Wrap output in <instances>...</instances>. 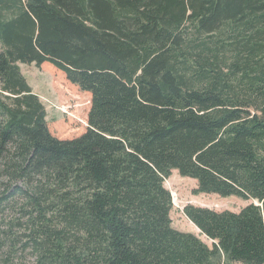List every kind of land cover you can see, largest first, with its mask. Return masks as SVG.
Here are the masks:
<instances>
[{
  "label": "trees",
  "instance_id": "1",
  "mask_svg": "<svg viewBox=\"0 0 264 264\" xmlns=\"http://www.w3.org/2000/svg\"><path fill=\"white\" fill-rule=\"evenodd\" d=\"M0 43V252L264 264V0H0ZM20 63L52 65L77 132L49 124ZM174 170L253 200L185 207L212 247L172 225Z\"/></svg>",
  "mask_w": 264,
  "mask_h": 264
},
{
  "label": "rangeland",
  "instance_id": "2",
  "mask_svg": "<svg viewBox=\"0 0 264 264\" xmlns=\"http://www.w3.org/2000/svg\"><path fill=\"white\" fill-rule=\"evenodd\" d=\"M0 50H2L1 43ZM20 66L33 91L39 95L46 107L49 124L53 128L58 124L60 126L67 125L71 127L70 131L77 132L84 123L74 118L68 108V113L63 112L62 106L64 107L69 100L62 94V87L58 83L60 78H57L56 72L50 69L52 65L38 67L36 64L20 63ZM61 128L63 130V127ZM165 186L171 191L173 196V209L171 211L173 227L183 232L195 234L210 247L213 245L212 240L203 235L201 230L186 216L185 207L192 204L199 207H208L219 212L226 210L240 212L244 207L253 203V200H244L237 196L222 197L215 193L195 195L194 191L198 187L197 181L191 177H183L177 170H174L172 176L165 181ZM17 217H19V214L15 210H11L6 211L2 219L9 222L12 218ZM6 226L2 228L6 229ZM36 263V256L30 249H22L21 244L13 252H11L9 247H5L0 252V264Z\"/></svg>",
  "mask_w": 264,
  "mask_h": 264
},
{
  "label": "built area",
  "instance_id": "3",
  "mask_svg": "<svg viewBox=\"0 0 264 264\" xmlns=\"http://www.w3.org/2000/svg\"><path fill=\"white\" fill-rule=\"evenodd\" d=\"M62 108H63V112H64V113H68L69 110H68L67 108H64V107H62ZM67 110H68V111H67Z\"/></svg>",
  "mask_w": 264,
  "mask_h": 264
},
{
  "label": "crops",
  "instance_id": "4",
  "mask_svg": "<svg viewBox=\"0 0 264 264\" xmlns=\"http://www.w3.org/2000/svg\"><path fill=\"white\" fill-rule=\"evenodd\" d=\"M174 187H176V186L174 185Z\"/></svg>",
  "mask_w": 264,
  "mask_h": 264
}]
</instances>
